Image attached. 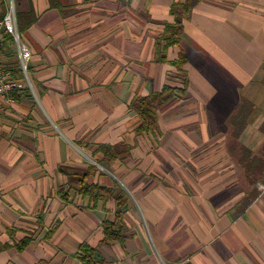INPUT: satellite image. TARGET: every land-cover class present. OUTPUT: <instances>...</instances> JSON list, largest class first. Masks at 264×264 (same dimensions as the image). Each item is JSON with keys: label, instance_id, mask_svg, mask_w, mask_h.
<instances>
[{"label": "crops", "instance_id": "0c3cea01", "mask_svg": "<svg viewBox=\"0 0 264 264\" xmlns=\"http://www.w3.org/2000/svg\"><path fill=\"white\" fill-rule=\"evenodd\" d=\"M186 2L0 0L31 54L25 75L0 32L19 87L0 99V264H83L116 217L103 264H264V0H197L163 51ZM166 85L181 93L136 134L132 100Z\"/></svg>", "mask_w": 264, "mask_h": 264}, {"label": "trees", "instance_id": "16d2710c", "mask_svg": "<svg viewBox=\"0 0 264 264\" xmlns=\"http://www.w3.org/2000/svg\"><path fill=\"white\" fill-rule=\"evenodd\" d=\"M196 2L197 0H187L185 4H174L171 6L170 14L173 16L174 21L171 25L166 26L164 29V33L167 37L165 38L163 51L170 46H176L178 44L179 36L182 32V19L189 13ZM159 61H164V59L161 57L159 58ZM184 63L185 58L180 53L178 59L173 63L178 73H181V67ZM176 93H181V91L166 85L163 86L161 91L158 93L145 97H135L132 100L129 108L139 117L141 121L139 127L136 129V134H147L156 130L158 109L170 101ZM242 126L243 125L236 127L235 131L237 132L238 129H242ZM234 135L235 134H233V136ZM102 150L104 151L105 155L106 153L112 155L107 147L102 148ZM113 150H115V148L111 149V151ZM111 157H117V154ZM253 164L254 162H252L250 165L251 169H254L255 167ZM79 187V191L83 195L95 194L96 197L100 195H112L109 189L101 188L97 185H87L84 180L79 184ZM115 200L118 202L119 207V205L124 202V196L121 194H116ZM121 230L122 226L119 217H116V220L112 223L104 222L102 225L104 238L102 239L100 245L96 248H91L87 244H82L78 249L77 257L83 264H103V261L98 255V249L103 245L109 244L110 242L124 239Z\"/></svg>", "mask_w": 264, "mask_h": 264}, {"label": "built area", "instance_id": "2783aa9c", "mask_svg": "<svg viewBox=\"0 0 264 264\" xmlns=\"http://www.w3.org/2000/svg\"><path fill=\"white\" fill-rule=\"evenodd\" d=\"M2 30L10 35L13 43L16 45L19 54L20 70L23 74L27 75L28 61L31 54L27 47L19 40L16 29L15 13L12 8L5 13L2 21L0 22V32ZM18 88V84L11 79V76L8 72H0V99H6L13 91H16ZM257 189L258 191H264V182L259 183L257 185Z\"/></svg>", "mask_w": 264, "mask_h": 264}, {"label": "rangeland", "instance_id": "374dc122", "mask_svg": "<svg viewBox=\"0 0 264 264\" xmlns=\"http://www.w3.org/2000/svg\"><path fill=\"white\" fill-rule=\"evenodd\" d=\"M257 184V183H256ZM259 184V183H258ZM256 188H257V186H256Z\"/></svg>", "mask_w": 264, "mask_h": 264}]
</instances>
